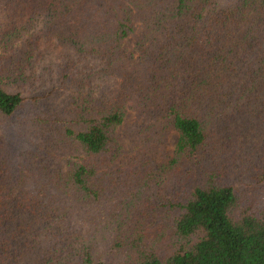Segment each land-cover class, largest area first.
Wrapping results in <instances>:
<instances>
[{
  "label": "trees",
  "instance_id": "trees-1",
  "mask_svg": "<svg viewBox=\"0 0 264 264\" xmlns=\"http://www.w3.org/2000/svg\"><path fill=\"white\" fill-rule=\"evenodd\" d=\"M0 264H264V0H0Z\"/></svg>",
  "mask_w": 264,
  "mask_h": 264
},
{
  "label": "rangeland",
  "instance_id": "rangeland-1",
  "mask_svg": "<svg viewBox=\"0 0 264 264\" xmlns=\"http://www.w3.org/2000/svg\"><path fill=\"white\" fill-rule=\"evenodd\" d=\"M125 43H126V47L129 51L133 52V53H136L135 49H134V35H130L128 36L126 39H125ZM130 106H131V103H129ZM139 122V120L137 119V115H136V112L135 110H133L131 107L127 109V113L125 115V118H124V121L121 125H119L118 127V132L124 136V134L126 135V128L129 127L131 124H135ZM19 125L17 124H14L13 128H17ZM133 129V128H132ZM132 129H130V132L132 131ZM15 130H11L9 132L10 134V137H13L14 134H15ZM177 139H178V132L176 130H172L170 131L168 137H167V141H166V144H165V149L164 151L161 153L160 156H171L172 153H173V150L175 148V145H176V142H177ZM126 145H127V148L130 149L131 148V140L128 139L127 135H126ZM13 147L17 146L19 148H23L24 150L26 149H32V150H35V149H39V153L41 156L44 157V159L46 161H48L51 166H60V167H65L66 166V158L67 157H71V154L72 152H69L67 150H64V149H54L52 151L50 150H46L45 148H38L36 144L28 141L27 139H24L22 137H17L16 138V143L15 144H12ZM16 154V157L14 158V161H15V165L17 166L18 164V158H19V155H17V152L15 153ZM134 154V152L132 151H129L128 155H123L121 157H119L118 159V164L121 165V164H126V166H128V158L131 157L132 155ZM33 157V155L31 154H28V158H31ZM72 158V157H71ZM131 166H129L130 168ZM237 182H239V180H237ZM159 187H152V191H151V195H153L154 193H157L159 192Z\"/></svg>",
  "mask_w": 264,
  "mask_h": 264
}]
</instances>
